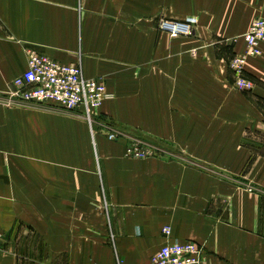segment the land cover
I'll list each match as a JSON object with an SVG mask.
<instances>
[{
  "label": "crops",
  "instance_id": "crops-1",
  "mask_svg": "<svg viewBox=\"0 0 264 264\" xmlns=\"http://www.w3.org/2000/svg\"><path fill=\"white\" fill-rule=\"evenodd\" d=\"M259 17L264 0H0V264H152L173 241L264 264V43L250 90L229 67ZM27 50L104 80L96 128L13 95ZM130 138L156 156L126 157Z\"/></svg>",
  "mask_w": 264,
  "mask_h": 264
},
{
  "label": "built area",
  "instance_id": "built-area-1",
  "mask_svg": "<svg viewBox=\"0 0 264 264\" xmlns=\"http://www.w3.org/2000/svg\"><path fill=\"white\" fill-rule=\"evenodd\" d=\"M193 19L184 22L161 20L159 28L166 29L172 36L192 33ZM244 51L236 54L229 62L234 86L239 90H250L253 83L244 76V64L250 56L260 55L264 43V17L254 19L242 36ZM27 67L12 81L13 95L24 101L53 103L68 111H79L83 116L93 113L106 97L105 82L101 77H85L79 64L61 63L45 54L27 50ZM110 140H120L116 133H108ZM126 157L144 159L157 154L155 147L144 141L130 138L125 143ZM165 234L169 227L162 230ZM201 248L193 241L163 243L152 256V264H202Z\"/></svg>",
  "mask_w": 264,
  "mask_h": 264
},
{
  "label": "rangeland",
  "instance_id": "rangeland-1",
  "mask_svg": "<svg viewBox=\"0 0 264 264\" xmlns=\"http://www.w3.org/2000/svg\"><path fill=\"white\" fill-rule=\"evenodd\" d=\"M66 113H70L69 111H66ZM73 114V113H72ZM82 117L83 118H85V122H86V124L88 125V127H89V129L90 130H92V129H94V128H96V125H95V122H94V119H93V117L92 118H87V117H85V116H83L82 115ZM134 139H137V138H134ZM138 140H140V139H138ZM142 141V140H141ZM147 143V142H146ZM147 144H149V145H151L150 143H147ZM151 146H153V145H151ZM154 147V146H153Z\"/></svg>",
  "mask_w": 264,
  "mask_h": 264
}]
</instances>
